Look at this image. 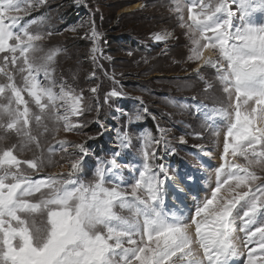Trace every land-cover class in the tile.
I'll return each mask as SVG.
<instances>
[{
  "label": "snow or ice",
  "instance_id": "6c2138e0",
  "mask_svg": "<svg viewBox=\"0 0 264 264\" xmlns=\"http://www.w3.org/2000/svg\"><path fill=\"white\" fill-rule=\"evenodd\" d=\"M44 2L0 0V53L11 54L10 59L8 55L3 57L6 64L15 66L19 59L18 71L27 73L23 76L22 87L13 82L12 75L5 73L9 83L0 86V95L10 89L11 96L6 97L7 105L0 107V128L15 130L29 142L35 137L25 129L33 114L22 95L24 91L39 108L40 114L34 115L37 123L46 109L51 117L52 109L62 107L63 113L55 119L63 120L67 130L74 127L69 123V116L83 114L81 96L63 87L57 95L53 85H45L36 78L42 70L48 78L46 63L35 62V54L39 51L36 42L45 36L33 33L29 25L21 24L19 14H27ZM232 3L240 13L238 25L233 23L234 13L224 0L215 3L194 0L187 8V19L192 22L189 38L195 46V55L189 59L201 60L203 50H215L218 59H204L203 63L216 69V79L223 85L229 105L233 97L235 99L233 112L226 109L223 112L229 118L223 144L225 163L217 170V182L210 196L197 206L192 217L203 257L191 251L193 240L187 231L189 224L179 217H170L161 209L174 181L168 168L163 163H156L163 158L154 146L160 141L146 139L141 167L135 170L130 182L124 183L111 179L119 176L122 166L129 167L121 164L119 153L114 152L111 159L101 161L96 167L94 183L85 185L72 178L32 179L27 173L20 172L21 161L13 151L4 150L0 154V169H3L0 175V264H230L237 254L232 236L235 229L230 217L241 200L246 206L241 231L245 232L248 243H257L261 249L259 253L255 248L250 250L247 264H256L257 258L264 256V222L252 227L257 225V215L264 209V185L252 190L251 183L260 177L248 167L264 164V126H261L264 125V25L257 26L249 19L257 6L264 10V0H259V5H254L252 0H232ZM198 6L199 11H195ZM174 11L182 12L179 3ZM179 19L181 26H185L183 16ZM98 37L93 30L94 54L99 51L95 47ZM153 39L161 41L166 37L154 34ZM51 59L52 55H49L46 61ZM121 95L116 90L110 93V97ZM13 98L15 108L12 107ZM250 101L253 104H249ZM5 119L7 122L3 123ZM128 139L125 133L120 140L121 147L128 146ZM181 142H184L182 137ZM258 146L260 151H257ZM74 147L79 151L74 156L70 154L69 177L76 175L88 154L84 145ZM229 152L233 158L243 156L248 164L228 162ZM249 154L255 159H250ZM26 163L33 170L43 166L42 161ZM9 167H15L17 172L9 171ZM9 178L13 182L6 183ZM232 183L235 188L246 187L248 191L237 192L233 199L214 207L221 189ZM45 188L47 191L42 192ZM34 193H41L37 202L26 199ZM117 207L129 209L131 217L120 215L115 211ZM22 213L24 217L20 215ZM35 213L46 214V220L39 227L34 220L28 219ZM202 214L204 218L197 220L196 217ZM257 235L258 240L253 241Z\"/></svg>",
  "mask_w": 264,
  "mask_h": 264
},
{
  "label": "rangeland",
  "instance_id": "374dc122",
  "mask_svg": "<svg viewBox=\"0 0 264 264\" xmlns=\"http://www.w3.org/2000/svg\"><path fill=\"white\" fill-rule=\"evenodd\" d=\"M193 2L194 0H45L39 6L33 7L29 13H20L22 24L29 25V30L33 33L45 36L43 40L36 42L39 51L35 54V62L46 63L48 78H45V72L42 70L36 74L37 80L45 85H53V91L57 95L63 87L66 91L71 90L81 96L83 114L69 116V123L74 127L67 130L63 120L55 119L63 113L62 107L52 109L51 117L46 109L45 113L41 114V121L37 123L34 115L40 114L39 108L24 91L22 95L28 101L30 112L33 114L25 131L35 139L29 142L26 136L18 135L15 130L0 128V154L11 149L13 155L21 161L20 172L27 173L32 179L49 176L72 178L77 179L78 183L89 185L95 181L97 165L101 161L111 159L115 152L119 153L120 161L124 158L121 164H128L129 167L122 166L119 176L111 179L124 183L130 182L135 170L141 167L145 140L160 141L161 151L158 154L162 155L164 147L165 154L167 151L171 158L179 159L180 165L188 169L187 176L191 177L190 180H184L190 184L186 187L184 195L179 194L183 195L185 200L190 199V208L183 214L181 210L175 211L179 212L175 217L189 224L187 231L193 240L191 251L194 255L203 257V250L197 243L196 225L192 223V217L197 206L210 196L217 182V170L225 163L222 159L223 144L229 118L223 112L225 109L233 112L235 99L233 97V102L229 105L222 90L223 85L216 79V69L203 63L204 59H218L215 50H203L201 60L189 59L195 55V46L189 38V26L192 22L187 19V8ZM203 2L207 3L208 0ZM212 2L215 3L216 0ZM252 2L259 5V0ZM176 3L180 4L182 12L174 11ZM224 3L234 13L233 23L238 25L240 13L236 5L232 0H224ZM195 11H199V6ZM70 13H73L74 18H71ZM180 16L184 18L183 27ZM249 19L257 26L264 25V10L257 6ZM33 20L35 23H30ZM93 30L99 34L95 42L99 51L95 54L92 52ZM154 34H162L166 39L155 41ZM123 37V41L114 40ZM5 55L11 58L9 53H0V68L3 69L0 71V86L9 83L5 75L8 73L13 76V82L22 87L23 76L27 73L18 71L21 61L18 59L15 66L6 64L3 59ZM49 55H52V59L46 61ZM113 80L116 83H113ZM209 84L211 87H208ZM93 88L96 89L95 92L91 91ZM113 90L122 95L110 97ZM9 96L10 89H6L5 93L0 95V107L7 105L6 97ZM249 104L253 102L250 101ZM12 107H16L14 98ZM96 111H99L98 118ZM147 119L155 125V134L146 126L149 123L146 122ZM6 122L5 119L3 123ZM141 123L142 126L139 125ZM93 124L98 132H93ZM115 132L116 142L110 147ZM125 133L129 137L128 146L121 147L120 140ZM98 134L104 135L107 146L101 140L92 141ZM181 137L184 142H181ZM80 144L84 145L88 154L76 175L69 177L70 154H78L79 150L74 146ZM65 145L69 149L63 150ZM154 146L158 152V145ZM260 150L258 146L257 151ZM250 159L255 158L250 156ZM29 160L42 161V168L29 169L26 163ZM227 160L233 164H248L243 156L233 158L231 152ZM166 161L164 156L163 164L169 173L178 174L182 178L180 165L167 164ZM248 167L249 171L260 177L250 185L252 190H255L254 185L259 186L258 182L264 181V164ZM9 171L17 172V169L9 167ZM2 173L3 169H0V175ZM173 181L169 194L164 199L167 210L177 208L172 197L183 193L180 191L183 188L179 181L176 178H173ZM11 182V178L6 181ZM46 191V188L42 189V192ZM244 191H248V188L237 189L234 183L224 185L214 207L233 199L237 192ZM40 197L41 193H34L26 199L37 202ZM185 200L181 201L183 207L187 206ZM245 210V201L241 200L230 217L233 219L232 226L235 231L232 236L237 250L230 264H247L249 252L253 248L256 253L261 252L258 244L248 243L245 232L241 231ZM115 211L125 217L132 215L129 209L117 207ZM261 213L264 212L261 210ZM261 213H258L257 225H253V228L264 222V215ZM20 215L24 217L25 214ZM203 218V214L196 217L197 220ZM28 219L34 220L39 227L42 221L46 220V214L35 213ZM12 223L15 225L16 222ZM258 238L257 236L256 240ZM256 253L253 255L256 256ZM256 264H264V256H259Z\"/></svg>",
  "mask_w": 264,
  "mask_h": 264
},
{
  "label": "trees",
  "instance_id": "16d2710c",
  "mask_svg": "<svg viewBox=\"0 0 264 264\" xmlns=\"http://www.w3.org/2000/svg\"><path fill=\"white\" fill-rule=\"evenodd\" d=\"M70 15H71V18H74V16H73V13H70ZM115 39H117V41L119 40V41H123V40H125V37H123V38H114V40ZM113 40V41H114ZM112 77H114V76H112ZM115 81H118L117 79H115V77L113 78ZM111 82H112V80H110ZM113 83H114V81H113ZM97 109V108H96ZM96 118H98L99 117V111H96ZM147 121L149 122V123H147V125H148V127L152 130V131H155V129H154V124L152 123V121H150L149 119H147ZM93 132L95 133V132H98L97 131V129L95 128V125L93 124ZM153 127V128H152ZM97 140H101L100 138H98ZM263 182V181H262Z\"/></svg>",
  "mask_w": 264,
  "mask_h": 264
},
{
  "label": "bare ground",
  "instance_id": "6f19581e",
  "mask_svg": "<svg viewBox=\"0 0 264 264\" xmlns=\"http://www.w3.org/2000/svg\"><path fill=\"white\" fill-rule=\"evenodd\" d=\"M135 8H132V10H134ZM130 10V11H132ZM204 57L206 58V54H204ZM199 66V65H198ZM180 185V184H179ZM181 186V185H180ZM182 187V186H181ZM180 188V187H177V189ZM183 188V187H182Z\"/></svg>",
  "mask_w": 264,
  "mask_h": 264
}]
</instances>
